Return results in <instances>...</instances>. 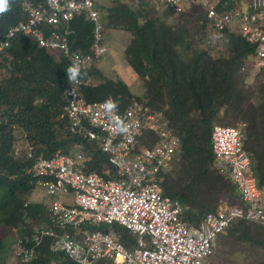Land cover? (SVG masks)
Instances as JSON below:
<instances>
[{"label": "trees", "instance_id": "trees-1", "mask_svg": "<svg viewBox=\"0 0 264 264\" xmlns=\"http://www.w3.org/2000/svg\"><path fill=\"white\" fill-rule=\"evenodd\" d=\"M24 1L8 0V10L0 13V39L11 26L26 20ZM30 1L38 4L43 0ZM109 1L112 4L95 3L101 11L103 43L111 30L131 34L125 58L145 81L146 92L144 97L133 94L122 78L108 77L93 65L86 72L91 79L84 85L83 95L88 101L113 98L122 106L137 98L163 114L167 127L181 137L183 144L179 155L157 178L162 193L182 203V219L198 224L221 200L242 205L234 184L214 165L215 123L246 124L243 146L251 156L252 170L264 193V66L253 71L255 46L238 31L217 30L205 12L196 10V5L179 14L168 6V12L177 15L174 22H169L164 17L166 11L159 9L161 3L136 0L138 7L134 10V0ZM235 1L220 0L218 6L222 9ZM93 29L82 15L71 22L69 39L75 49L89 50ZM67 69V60L61 54L36 46L23 34L15 35L0 56V224L18 227L21 235L32 234L41 224L49 223L46 204L29 201L26 205L34 188L27 170L38 155L51 157L57 151L68 153L83 147L88 156L86 171L106 179L118 174L96 141L73 134L68 119L60 117L68 85ZM250 76L253 81L248 84ZM97 81L101 82L95 84ZM21 134L33 146L31 159L22 144L18 157L13 154ZM158 138L155 131L145 130L136 147L153 146ZM89 229L112 231L128 247L137 244V237L118 223L92 224ZM53 240L43 237L37 247V264H49L53 257L63 258L62 253L52 252ZM242 243L255 253V264H264L263 224L234 220L219 235L216 249L234 253ZM5 247L0 237V260ZM63 263L75 264L67 258Z\"/></svg>", "mask_w": 264, "mask_h": 264}, {"label": "built area", "instance_id": "built-area-1", "mask_svg": "<svg viewBox=\"0 0 264 264\" xmlns=\"http://www.w3.org/2000/svg\"><path fill=\"white\" fill-rule=\"evenodd\" d=\"M161 1L171 4L177 12L196 5L217 30H238L255 46V67L264 66V0L228 4L222 9L218 6L220 0ZM49 4L53 10L51 20L61 13L62 19L67 21L74 14L88 10L90 17L97 21L94 0H53V4ZM34 19H39L35 13ZM100 37L97 28V40ZM64 48L68 52L66 44ZM103 50L96 42L95 55H100ZM75 62L80 66L78 61ZM69 94L68 109L85 113L96 130L80 124V113L74 114L75 124H80L84 137L99 139L101 147L118 168L119 176L105 179L97 173H86L81 169L86 160L82 152L73 156L38 157L32 171L44 178L47 191L51 194L71 191L74 195L73 205L56 201L51 206L61 232L52 228L42 233L55 237L54 252L63 253L75 264L100 261L108 264H204L215 253L219 235L225 233L234 220L264 225V193L252 170L251 156L243 146L245 128L215 124L212 130L216 168L234 184L235 193L243 204L233 205L221 200L198 224H188L181 217L182 203L164 195L157 178L182 147V139L164 131L154 146L137 151L135 143L142 130L156 127L155 114H146L138 102L124 110L115 102L117 108L109 116L104 109L105 101L85 104L76 89ZM118 121L128 125L126 133L119 131L122 124ZM242 125L245 127L246 124ZM85 222L108 225L117 222L137 237V244L128 247L112 232L79 228ZM66 225L74 226V230L65 231ZM41 237L35 238L36 244ZM35 254L34 246H23L10 258L9 264H29ZM60 261L53 258L52 264H61Z\"/></svg>", "mask_w": 264, "mask_h": 264}, {"label": "clouds", "instance_id": "clouds-1", "mask_svg": "<svg viewBox=\"0 0 264 264\" xmlns=\"http://www.w3.org/2000/svg\"><path fill=\"white\" fill-rule=\"evenodd\" d=\"M97 1H99V0H94V7H93V9L97 11V21L93 20L90 17V14H89L88 10H84V11L78 12V13L74 14L71 19L66 21V20L62 19V14L61 13L59 15L55 16L54 17L55 19L54 18L52 20L50 19V13H52L53 10L51 9V6H50L49 2H51L53 4V0H43L42 2H40L38 4H36V3H34L33 1H30V0H25L22 3V9H23V12L26 15V20L20 21L18 24H15V25L11 26L9 28L8 32L5 34L4 38L0 39V56L2 54H5V51L10 46L11 39L14 38V36L17 35V34L26 35L27 37H29L33 41V43L36 46H38L40 48H43V49H45V50H47V51H49L51 53L61 54L67 60V63H68V69H67V71H68V85L64 88L63 94H64V97H65V105L63 106L62 113H61L60 117H62V118L65 117V118L68 119V121L70 123L69 127H70V130H71V132L73 134H78V135L82 136V138H88L90 140L96 141L98 143L99 147L101 148V150L103 152H105L108 156H109V154L106 151L103 150V148L101 147V144H100L101 142L99 141L98 138H93L92 139L91 137H84L83 136L81 130L79 129V127H80L79 125L80 124L83 125V126H86L89 129H93V130L94 129L96 130V127L89 123V119H87V116H86L85 113H83V112H81L79 110H76V109H68V106L70 105V101H71V96L69 94L70 91L76 89V91H77V93L79 95V98H81L84 101L85 104L105 101L104 102V109H105L106 113L109 116H112L114 110L117 108V104H119L120 108L124 110L130 104H134L135 102H138V103L143 105V107H144L143 110H144V112H146V114H150V113L155 114L157 116V119H158L156 127H154V128H150V127L149 128H144L139 136H141L145 130H153L159 135L158 140H160L161 133L164 132V131L167 132L168 134H170L171 136L179 137L178 135L174 134L167 127L166 121L163 119V114L159 110H156V108L154 109V108L149 107L146 104L145 101H141V100H139L137 98H133L131 101H129L127 103V105L122 106V105H120V103H118V101H116L113 98H109L107 100L88 101L84 97L82 89H83L84 85H86L91 79V77L88 76L86 74V72L89 71L90 69L94 68L93 65H95V67H97L100 70H102L106 75L107 74L109 75V72H107L105 69H102V68H100L98 66V63L103 59V56L109 51V48L106 45V43H103L104 36H103V33H102V16H101L100 9L96 8L95 3ZM155 1L165 5L166 8L168 6L173 8V6L171 4H169L168 2L161 1V0H155ZM234 4H240V3L238 2V0H236L234 2ZM7 5H8V0H0V13H4L5 11L8 10L7 9ZM191 8H193V7H191ZM191 8H187L186 10H189ZM186 10H184V11H186ZM196 10L202 11L199 8L196 9ZM184 11H182V12H184ZM34 13L39 16L38 20L34 19ZM175 13L179 14L181 12H177L175 10ZM81 15L84 16L85 20L91 22L93 24V26H94L92 45L89 48V50L85 51V52L75 49L72 41L69 39V35L72 34V32H71L72 30H70L71 22L74 21V19H76L78 16H81ZM97 28H99V32L101 34V37H100L99 40H97V38H96V29ZM235 31H238V30H235ZM96 42H98L99 48L104 49L101 52V54L98 55V56L95 55V53H96V51H95ZM65 44L67 45L68 52H66V50L64 48ZM75 57H78V60H76ZM88 57H90V58H88ZM75 61H78L80 63V66L75 64L76 63ZM124 61H125L126 65H124L123 67H126V66L129 67V68H124V69H130V70L134 71L133 68L127 62L125 57H124ZM253 65L255 66V61L253 62ZM90 67H92V68H90ZM136 75L139 77V75L137 73H136ZM108 77H110V76H108ZM111 77H113V78L120 77L128 84V86L130 85V81H128V79H127L128 76L125 77V74L118 73V74H116V77L115 76H111ZM100 82L101 81H97L95 84L100 83ZM137 96H139V95H137ZM142 97H144V95ZM76 113H80V116H81V120H80L81 123L80 124H75L74 114H76ZM113 118H115V117H113ZM118 123L122 124V126L119 127V131L126 133L128 131V125L123 124V122H119V121H118ZM139 136L137 137V140H138ZM179 138H181V137H179ZM156 142H155V144H156ZM16 143H17V145L14 146V152H13L15 157H18V155L20 154V150L22 149L21 144L25 145L26 148H27V157L30 158V159L32 157H34L33 146H31L30 143L27 141L26 135L22 136V134H21L18 137V141H16ZM136 145H137V141L135 143V148H136L135 150H137V151H139L141 149H144V148L152 147V146H142L141 148H138V147H136ZM181 149H182V147L180 148V150ZM77 152H82L84 154V156L86 157V160L84 161L83 165L81 166V169L83 171H85L86 173H97V172H88V171L85 170L84 166H85V163H86V161L88 159V156H87L86 151L84 150L83 147H78V148L73 149L71 152H68V153L57 151L51 157H53L56 154L73 156ZM39 156H42V155H38L35 158L32 166L27 170V174H28V176L30 178V183L34 187L37 184L45 187L44 178L40 177V176H37V175H34V173L32 171L33 166L36 163V161H37ZM51 157H48V158H51ZM109 160L112 163V161L110 159V156H109ZM114 166L116 167V165H114ZM117 171H118V174L116 176L108 178V179H113L115 177H118L119 176L118 168H117ZM97 174L100 175L99 173H97ZM100 176H102V175H100ZM45 189H46V187H45ZM46 192H47L48 195H54L56 193H59V192H56L54 194H51V193H49L47 191V189H46ZM69 192H71V191H69ZM29 196H30V194H29ZM29 196H28V201L26 202V205L30 201L29 200ZM56 201L64 203V204H67V205H73L74 204V195H73V203L72 204L65 203V202H62V201H59V200H54L52 203H50V205L47 206L48 207L49 223L41 224L40 226L37 227V229H35V232L32 233V234L21 235L20 232H19L20 229L18 227H16V226L8 227V226H6L4 224H0V228L1 229H3V228L10 229L11 232L12 231L15 232V239L10 244H8V237H4L3 233L0 234V237H3L5 245H6L5 249L2 252L0 264H9L10 263V258L15 254L16 251L20 250L23 246H27V247L34 246L35 247V253H36L35 254V258L29 264H37V262H36L37 261V255H38L37 254V247L41 244L43 237L44 236H50V237L55 238L54 236H51V235H48V234H44L42 232L45 231V230L52 229V228H54L57 231L61 232V228L56 223L57 221L54 220L55 217L53 216L52 211H51V206ZM30 202H33V201H30ZM37 203H40V202H37ZM41 203H43V202H41ZM44 204H46V203H44ZM30 221L31 220L26 219V222H30ZM115 223H117V222H115ZM92 224L93 225L94 224L95 225H99V224H106V223H102V222H98V223L85 222L82 225H80L79 228L90 230L89 229V225H92ZM106 225H108V224H106ZM108 226H111V225H108ZM71 230L72 231L74 230V226H71V225H66L65 226V231H71ZM75 230H77V229H75ZM96 230H100V229H96ZM90 231H95V230H90ZM101 231H104V230H101ZM106 232H112V231H106ZM112 233L115 234L114 232H112ZM37 237H41V240H40L39 243L36 244L35 238H37ZM53 242H54V240H53ZM51 250H52V245H51ZM52 252H54V251L52 250ZM55 253H61V252H55ZM53 258H56L57 260H61L60 263L64 264L63 263V259L67 258V257L63 254V258H58V257H53ZM53 258L51 259L49 264H52ZM73 263H75V262H73Z\"/></svg>", "mask_w": 264, "mask_h": 264}, {"label": "rangeland", "instance_id": "rangeland-1", "mask_svg": "<svg viewBox=\"0 0 264 264\" xmlns=\"http://www.w3.org/2000/svg\"><path fill=\"white\" fill-rule=\"evenodd\" d=\"M99 2L103 5H110L112 2L109 0H99ZM150 3L158 4L159 2L155 0H149ZM131 7L136 10L138 7V3L136 0L131 2ZM159 9L161 11H166L164 17L169 22H174L177 15H171L168 12V9L165 5H160ZM131 34L127 31L123 30H111L106 35V45L109 48V51L103 56V59L98 63V66L102 69H105L109 72V76H115L116 74H125V77L128 76V81H130V90L133 94L142 96L146 92V83L145 81L138 77L136 73L130 69L128 66L123 67L125 64V47L130 41ZM260 69L253 65V71L258 72ZM252 71V72H253ZM254 73V72H253ZM253 81V77L250 76L248 78V84H251ZM219 124V123H215ZM214 124V125H215ZM242 122H239L235 127L246 128L242 125ZM29 200L33 202H43L46 203L47 206L50 205L54 200H59L65 203H73V193L72 192H59L54 195H48L44 186L36 185L32 191H30ZM3 233L4 237H8V244H10L15 239V232L10 229H1L0 234ZM248 245L242 243V245L238 246V249L231 253L229 250L225 248L216 249L215 253L206 259V264H255L254 254L253 252H249ZM251 254V255H250Z\"/></svg>", "mask_w": 264, "mask_h": 264}, {"label": "crops", "instance_id": "crops-1", "mask_svg": "<svg viewBox=\"0 0 264 264\" xmlns=\"http://www.w3.org/2000/svg\"><path fill=\"white\" fill-rule=\"evenodd\" d=\"M248 0H238V2L239 3H241V4H245L246 2H247ZM181 151V150H180ZM180 151L179 152H177L175 155H174V157H173V159H172V161L170 162V164L167 166V167H169L170 165H171V163L174 161V158L177 156V155H179V153H180ZM214 165H215V168H216V164L214 163ZM166 167V168H167ZM163 169H165V168H163ZM217 169V168H216ZM240 199V198H239ZM242 204H243V202H242ZM233 205H235V204H233ZM239 205V204H238ZM194 225H196V224H194ZM208 259V258H207ZM206 261V260H205ZM205 261H204V264H206L205 263Z\"/></svg>", "mask_w": 264, "mask_h": 264}]
</instances>
